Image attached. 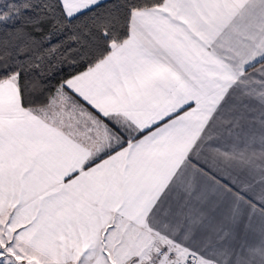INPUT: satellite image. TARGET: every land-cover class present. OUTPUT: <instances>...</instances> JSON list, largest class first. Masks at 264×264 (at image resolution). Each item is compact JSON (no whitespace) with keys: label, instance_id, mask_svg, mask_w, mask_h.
Here are the masks:
<instances>
[{"label":"snow or ice","instance_id":"snow-or-ice-1","mask_svg":"<svg viewBox=\"0 0 264 264\" xmlns=\"http://www.w3.org/2000/svg\"><path fill=\"white\" fill-rule=\"evenodd\" d=\"M0 264H264V0H0Z\"/></svg>","mask_w":264,"mask_h":264}]
</instances>
